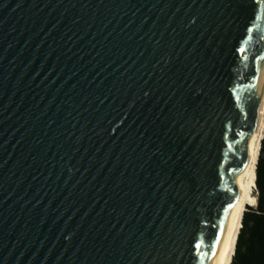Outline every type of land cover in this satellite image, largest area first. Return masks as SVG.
<instances>
[{
	"label": "water",
	"instance_id": "water-1",
	"mask_svg": "<svg viewBox=\"0 0 264 264\" xmlns=\"http://www.w3.org/2000/svg\"><path fill=\"white\" fill-rule=\"evenodd\" d=\"M263 102L264 0H0V264H222Z\"/></svg>",
	"mask_w": 264,
	"mask_h": 264
},
{
	"label": "trees",
	"instance_id": "trees-1",
	"mask_svg": "<svg viewBox=\"0 0 264 264\" xmlns=\"http://www.w3.org/2000/svg\"><path fill=\"white\" fill-rule=\"evenodd\" d=\"M257 203L242 217L231 264H264V138L256 168Z\"/></svg>",
	"mask_w": 264,
	"mask_h": 264
},
{
	"label": "bare ground",
	"instance_id": "bare-ground-1",
	"mask_svg": "<svg viewBox=\"0 0 264 264\" xmlns=\"http://www.w3.org/2000/svg\"><path fill=\"white\" fill-rule=\"evenodd\" d=\"M264 138V102L260 111L257 127L254 132L251 148L242 178L240 194L235 207L230 233L225 246L222 264H231L235 252L237 237L242 227V217L247 206H255L257 197L256 168L260 155L261 141Z\"/></svg>",
	"mask_w": 264,
	"mask_h": 264
},
{
	"label": "rangeland",
	"instance_id": "rangeland-1",
	"mask_svg": "<svg viewBox=\"0 0 264 264\" xmlns=\"http://www.w3.org/2000/svg\"><path fill=\"white\" fill-rule=\"evenodd\" d=\"M257 193H258V192H257V187H256V189H255V196H256V197H257Z\"/></svg>",
	"mask_w": 264,
	"mask_h": 264
}]
</instances>
